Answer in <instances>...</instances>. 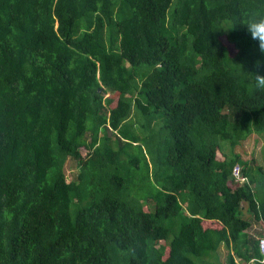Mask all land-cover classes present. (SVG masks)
<instances>
[{"label": "trees", "instance_id": "16d2710c", "mask_svg": "<svg viewBox=\"0 0 264 264\" xmlns=\"http://www.w3.org/2000/svg\"><path fill=\"white\" fill-rule=\"evenodd\" d=\"M262 18L264 0H0V264H223L222 244L264 264L242 208L264 229V167L236 149L264 139Z\"/></svg>", "mask_w": 264, "mask_h": 264}, {"label": "rangeland", "instance_id": "374dc122", "mask_svg": "<svg viewBox=\"0 0 264 264\" xmlns=\"http://www.w3.org/2000/svg\"><path fill=\"white\" fill-rule=\"evenodd\" d=\"M227 145L228 142H225V146ZM263 148H264V139L260 138L257 134H254L253 136L246 139L241 145H238L236 149L238 152L242 154V156L245 159L250 161V166L253 168L254 171H256L259 165H262L264 167V154L262 152ZM226 149H228L229 152L228 146L226 147ZM82 151L86 153L87 149L83 147ZM79 170L80 168L77 160H75L74 158H69L65 168L67 180H72L77 178ZM151 207L153 208L154 204H152ZM242 208L244 210L245 216L248 218H252L253 224L252 227L250 228L251 234L258 237L263 236V231H264L263 226L257 220L253 219L252 217L253 211L250 210V208L248 207V203L246 201L242 203ZM220 252H221L220 259L222 260V263L225 264L229 249L226 247L225 244H222V246L220 247ZM237 260H239L241 264H245L239 258H237Z\"/></svg>", "mask_w": 264, "mask_h": 264}, {"label": "clouds", "instance_id": "9594fccd", "mask_svg": "<svg viewBox=\"0 0 264 264\" xmlns=\"http://www.w3.org/2000/svg\"><path fill=\"white\" fill-rule=\"evenodd\" d=\"M247 29H248V32L250 33L251 38L253 40L257 41L260 49L262 51H264V18L259 19L258 21L249 23L247 25ZM254 75H255V87L257 89L264 90V75H259V74H254ZM236 167H239L240 169L242 168L240 163L236 164L234 166V169ZM244 178H245L244 180L247 181V178L246 177H244ZM240 180H241V182H243L242 179H240ZM259 238L261 240L262 238H264V235L259 237Z\"/></svg>", "mask_w": 264, "mask_h": 264}, {"label": "built area", "instance_id": "2783aa9c", "mask_svg": "<svg viewBox=\"0 0 264 264\" xmlns=\"http://www.w3.org/2000/svg\"><path fill=\"white\" fill-rule=\"evenodd\" d=\"M234 174L237 175V176L239 177V175H240V168H239V167H236V168L234 169ZM239 178H240V177H239ZM240 179L244 180L245 178H240ZM260 247H261L262 252L264 253V238H262V239L260 240Z\"/></svg>", "mask_w": 264, "mask_h": 264}, {"label": "water", "instance_id": "95a60500", "mask_svg": "<svg viewBox=\"0 0 264 264\" xmlns=\"http://www.w3.org/2000/svg\"><path fill=\"white\" fill-rule=\"evenodd\" d=\"M101 89H103V87Z\"/></svg>", "mask_w": 264, "mask_h": 264}]
</instances>
